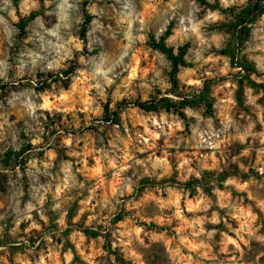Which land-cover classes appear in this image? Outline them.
I'll return each instance as SVG.
<instances>
[{"label":"clouds","instance_id":"1","mask_svg":"<svg viewBox=\"0 0 264 264\" xmlns=\"http://www.w3.org/2000/svg\"><path fill=\"white\" fill-rule=\"evenodd\" d=\"M52 2L43 0V7H50ZM105 2L108 0H81L79 33H84L83 38L79 33L62 37L59 24L57 29L47 30L55 42L40 37L56 55L48 59L43 49L33 54V65L45 60L44 67L34 71L31 78H23L27 94L8 101L15 111L0 112V142L4 143L0 157L8 149L19 153L21 160L29 156L25 170L30 167L48 177L42 191L28 194L25 200L21 190L0 204V264H120L118 256L124 264H151L145 259L150 248L145 236L150 243L164 241L169 264H260L264 233L257 224L264 214V193L257 189V182L239 175L227 176L222 190L218 177L227 165L220 167L217 153L223 157L222 146L229 138L240 145L248 144L251 138L259 142V156L264 157V106L257 103L264 100V89L253 87L264 85V0H110L108 29L114 40L122 42L121 50L114 64L106 66L102 60L88 65L85 57L91 53L94 59L95 53L85 47L87 27L89 23L104 26L97 16ZM31 6L39 10L41 0H32ZM56 7L59 20L67 21L73 8L70 0H59ZM0 13H6L0 14V24L7 23L8 18L19 23L13 0H3ZM161 44L169 51L154 48ZM142 47L156 52L153 67H143L142 54L136 58L137 49ZM180 59L193 67L176 64L180 68L176 76L179 84L173 85L172 69ZM116 67L119 71H114ZM0 77H4L0 85L13 90L20 87L10 83L5 71H0ZM221 78L229 94L223 100L217 98L208 115L205 103L193 102L203 94L206 82ZM240 80L244 81V106L256 116L253 120L248 115L243 125L237 119L240 101L235 91L240 89L234 83ZM5 94L7 90L0 89V95ZM125 101L128 108L124 111L131 110L136 119L132 129L123 123L121 134V125L114 121L117 105ZM140 105L151 106V110ZM16 112L20 117L14 121ZM106 127L115 132L107 144L100 135ZM82 128L93 129L91 135L99 138V146L91 152L85 144L83 156L74 150ZM137 128L142 131H133ZM173 138L177 142L168 143ZM161 141L166 148L161 149ZM25 144L32 147L22 151ZM181 146L184 155L176 160L175 169L180 173L178 183L170 186L175 157L168 149L175 148L178 153ZM251 148L248 145L240 155L251 159ZM40 151L45 154L42 159L37 157ZM92 156L96 158L91 160ZM196 160L199 162L193 167ZM236 160L233 157V163ZM81 165L90 175H84ZM14 168L17 178L22 179L25 173L21 165ZM239 169L253 175L243 164ZM0 170L7 172L8 168L0 165ZM205 171L216 173L207 180L211 196L204 191ZM255 174L264 177V159L257 161ZM144 178L169 182L163 186L169 199L156 198L154 203L162 212L171 211L182 225L174 229L170 240L134 223L136 216H128L134 206L139 209L135 198ZM192 179L200 183L193 185L196 196L189 199L188 193L177 189ZM85 192L87 195L80 199ZM77 203L69 219V211ZM85 212L89 213L86 219ZM121 212L125 213L124 220L117 221ZM157 224L171 226V219L157 220ZM90 233L98 235L92 237ZM106 243L108 250L103 248ZM217 244L228 259H219L214 250ZM14 250L18 251L14 254ZM250 253H256L254 259Z\"/></svg>","mask_w":264,"mask_h":264},{"label":"rangeland","instance_id":"2","mask_svg":"<svg viewBox=\"0 0 264 264\" xmlns=\"http://www.w3.org/2000/svg\"><path fill=\"white\" fill-rule=\"evenodd\" d=\"M73 4V8L70 10L69 17L67 21L59 20V11L56 5L59 3V0H53L52 4L48 8L43 7V0H41V8L39 10L33 8L32 0H13V4L17 6V16L19 17V23L15 24L8 18V22L4 24H0V60L4 61L3 65H0V71H5L7 77L9 78L10 83L16 84L19 83L20 87L9 88L8 85L1 87L2 90H7V94L0 95V112H7V111H15L10 109V105L8 103L9 100H14L15 96H21V93L27 94V88L23 83V78H31L34 71H38L44 67L46 61L45 60H38L35 65L32 63V56L33 54L40 52L42 49L45 51L48 59L53 58L56 55L55 49L51 46L45 44L44 40H41V36L45 37V40L52 39L54 42L56 41L55 37H48L47 30L48 29H57V24H59V28L57 29L59 34L67 38L69 34L77 35L80 31L82 20H81V0H70ZM110 0L108 2L102 3L100 9H98V20L103 27H99L97 24L89 23L87 27V36L85 39V47L89 48L90 50H94V59L90 56L85 57V60L88 61V65H92L94 63H99L100 61H105L106 66L110 64H114L115 59L118 57L120 52V47L122 42L119 39H113L112 34L108 29V24L111 22V8L109 6ZM259 5V4H258ZM0 7H3V0H0ZM251 11V10H250ZM6 16V13H0ZM65 24L68 27H65ZM87 25V23H86ZM115 27V26H113ZM234 27V26H233ZM17 28H19L20 32H18ZM5 29H7V35H5ZM80 35V33H79ZM81 38L83 36L80 35ZM154 48L162 51L168 52L169 50L164 48V45L154 46ZM182 52L186 51V49H181ZM10 54V59H9ZM142 54V58L144 60V68H150L154 66L156 52L153 48H149L147 51L145 49L139 48L137 49L136 58L140 59ZM177 64L183 65L184 68L193 67L191 64H186L182 59L177 60ZM174 68V67H173ZM114 71H119V67L114 68ZM166 71V70H165ZM173 71V69H172ZM180 72V68L176 67V72L173 74L171 73V82L173 85H178L179 81H177L176 76L177 73ZM4 77H0V83H3ZM224 83V78H221L219 81L211 80L206 82L203 94L200 95L196 101L193 103H205L207 107V114H212V105L217 102V98L220 100L225 99L228 96V89L223 88L222 85ZM237 84L239 91H235L236 98L240 101V109L237 112V119H239L240 123L246 124L247 123V116L252 115V119L256 120V116L252 114L250 108L245 107L243 103V85L244 81H234ZM251 84V81H249ZM83 87V85H81ZM260 89H264V85L255 86ZM174 90H176L174 88ZM17 104L19 101H14ZM137 103H139L137 101ZM262 106H264V100L258 101ZM107 109V105L104 106ZM171 105L168 106V110H171ZM218 107H223L218 105ZM128 108L127 101L123 105L118 104L117 109L118 111L115 113L116 119L114 123H119L121 125L120 132L123 134V123H127L128 127L132 129L133 122L135 121L136 117L132 115L131 110L124 111ZM146 110H151V107H148ZM181 115H183L181 113ZM20 117V113L16 112L15 115L12 116V119L18 120ZM123 117V122H122ZM241 117H244L241 119ZM27 120V118L25 117ZM82 119V118H81ZM108 117L105 116V120ZM69 121L72 120V117L68 118ZM31 123V121H28ZM194 123V121H193ZM63 127V124L60 125ZM67 131V129H65ZM257 131L259 130V125H257ZM80 137H79V144L75 147V151H79L81 156L84 154L85 144L88 145V151L91 152L93 147L99 146V138L92 136L91 133L94 131L93 129H80ZM133 131H142V129H133ZM85 132L89 135L86 137ZM231 132V130H230ZM75 134V129H74ZM234 134V133H231ZM104 137V142L107 144L108 139H112L115 137V132L110 128L106 127L104 132L100 134ZM8 139L10 140L11 137L9 136ZM176 138H173L168 141V143H176ZM248 145H252L250 149V157L241 156L240 153L244 150V148L248 147ZM4 143L0 142V149H3ZM32 146L30 144H25L22 151H28ZM161 149L166 148L164 141L160 142ZM224 148L223 157H221V153H217V157L221 160L220 167L227 168L224 172L219 174V181L220 187L223 190V183L222 181L229 175L233 176H242L244 180H252L256 183V187L259 192L264 193V177H260L255 174V168L257 166V161L260 159H264V157L259 156V142L249 138L248 144L240 145L238 141H234L232 139H228L226 145L222 146ZM171 153L174 154L172 163H173V177L172 181L170 182V186H174L176 183V176L180 175L178 171H176V160L179 159L181 156L184 155V148L181 146L180 152H176L175 148L168 149ZM159 154V153H158ZM44 152L40 151L37 153L38 158L44 157ZM233 157H236L237 160L233 163ZM29 156H24L23 160L20 159V154H14L11 149H8L6 154L0 157V165L3 168H8L7 172L0 170V204L5 203V199L11 197L14 194H17L21 190L25 192L24 199L26 200L28 197L27 195L30 193H36L37 190L42 191V185L46 186V182L48 181V177H46L42 171H36V169H29L26 171L25 166L27 164V160ZM65 159H68V156L65 155ZM91 160H94L96 157L92 156L89 157ZM199 161L196 160L193 164V167ZM211 163V161H209ZM15 164L21 165V171H24V177L22 179L17 178V174L15 171ZM243 164L246 169L253 173L252 176H249L247 173L243 172L239 169V165ZM81 171L84 172L85 176L90 175L89 171L81 165ZM143 171V169H141ZM216 173L214 172H203V176L205 177V185L204 191L211 196V189L207 185V180L215 176ZM83 179V177H81ZM169 183L166 180L162 181H155L149 180L144 178L139 181V190L138 195L135 198V205H139V209L134 206L133 211L128 213L129 217L136 216L137 220L134 221L139 226H143L148 231L155 232L158 235H164L165 240H170L175 236L174 229L177 227H181L182 225L177 221L174 217L171 216V211L165 209L163 212L159 210V208L154 203V199H162L167 200L169 199L168 192L164 189V184ZM200 183L195 179L190 180L187 184H180L177 190H183L184 192L188 193V198H194L196 196V191L193 185ZM27 185L29 187H27ZM23 186L25 188H23ZM157 187L160 188V191L157 192ZM104 193L101 192V195ZM87 193L85 192L83 195L80 196V199H83ZM234 197L237 195L235 192L233 193ZM215 199V197H212ZM240 199L245 200L246 198L241 196ZM183 206V201H182ZM78 207L77 204H73L71 210L69 211V219L75 214ZM3 209H0L2 211ZM98 213L101 211L100 209L96 210ZM89 213L85 212V219ZM106 214V213H105ZM221 215H224V212L221 211ZM125 213L121 212L119 215L116 216L117 221L124 220ZM189 219H191V214H187ZM120 218V219H117ZM171 219V226L165 224L164 226H158L157 220L165 221ZM147 221H151V223H146ZM231 223V221H230ZM55 226V225H53ZM257 226L260 228V231L264 233V214L261 215L260 222H258ZM23 227V225H22ZM223 228V225H220ZM231 234V233H230ZM92 237H96L98 233H90ZM145 239L146 244H150V248L148 252L145 253L146 262L151 261V264H169L167 256L165 255V244L164 241H159L157 243H150L148 237H143ZM55 239V238H54ZM105 240L108 239L106 236ZM217 241H219L220 237L217 235ZM90 243V242H89ZM43 248V245H41ZM97 247H100L97 244ZM231 247V246H229ZM257 245L253 242V248L255 249ZM105 250L109 249V245L106 243L103 245ZM217 253H219V259L225 260L229 257H226L220 250L219 244L214 249ZM18 250H14L15 252ZM186 251V250H185ZM264 251V249H261ZM256 253H250L252 258L254 259ZM99 260V258H98ZM117 260L120 261V264H124L121 261V258L118 256ZM127 264H131V261L127 262ZM260 264H264V256H261Z\"/></svg>","mask_w":264,"mask_h":264},{"label":"trees","instance_id":"3","mask_svg":"<svg viewBox=\"0 0 264 264\" xmlns=\"http://www.w3.org/2000/svg\"><path fill=\"white\" fill-rule=\"evenodd\" d=\"M257 6H259V5H257ZM90 19V18H89ZM85 23H87V20H86V22ZM80 35L81 36H84V33L83 32H80ZM177 64V60L174 62V68H173V71H172V73L174 74L175 72H176V65ZM66 75V74H65ZM6 85V84H5ZM5 85H1V87H4ZM140 107L141 108H144V109H147L148 107H151V106H148V105H140ZM117 219H120V218H117Z\"/></svg>","mask_w":264,"mask_h":264}]
</instances>
